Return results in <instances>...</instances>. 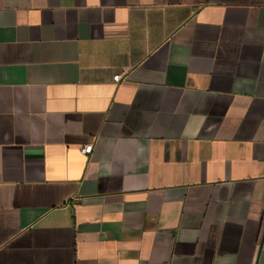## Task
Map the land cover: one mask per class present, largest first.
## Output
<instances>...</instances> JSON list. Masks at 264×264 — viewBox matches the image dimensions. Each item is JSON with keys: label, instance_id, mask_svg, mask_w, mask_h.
Masks as SVG:
<instances>
[{"label": "crops", "instance_id": "0c3cea01", "mask_svg": "<svg viewBox=\"0 0 264 264\" xmlns=\"http://www.w3.org/2000/svg\"><path fill=\"white\" fill-rule=\"evenodd\" d=\"M0 264H264V0H0Z\"/></svg>", "mask_w": 264, "mask_h": 264}, {"label": "built area", "instance_id": "2783aa9c", "mask_svg": "<svg viewBox=\"0 0 264 264\" xmlns=\"http://www.w3.org/2000/svg\"><path fill=\"white\" fill-rule=\"evenodd\" d=\"M119 78H120V74H115L114 76H112V79L114 81H118ZM91 150H92V144H91V142H88V143L80 146V148H79L80 153L81 154H84V155L90 153Z\"/></svg>", "mask_w": 264, "mask_h": 264}]
</instances>
